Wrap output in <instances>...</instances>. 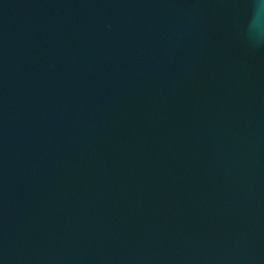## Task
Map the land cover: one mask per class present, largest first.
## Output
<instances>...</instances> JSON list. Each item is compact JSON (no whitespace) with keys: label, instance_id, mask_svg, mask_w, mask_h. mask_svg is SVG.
<instances>
[{"label":"water","instance_id":"water-1","mask_svg":"<svg viewBox=\"0 0 264 264\" xmlns=\"http://www.w3.org/2000/svg\"><path fill=\"white\" fill-rule=\"evenodd\" d=\"M0 264H264L255 0H0Z\"/></svg>","mask_w":264,"mask_h":264},{"label":"clouds","instance_id":"clouds-1","mask_svg":"<svg viewBox=\"0 0 264 264\" xmlns=\"http://www.w3.org/2000/svg\"><path fill=\"white\" fill-rule=\"evenodd\" d=\"M255 10L258 19L264 16V0H255Z\"/></svg>","mask_w":264,"mask_h":264}]
</instances>
